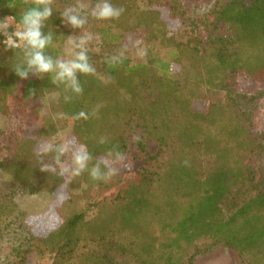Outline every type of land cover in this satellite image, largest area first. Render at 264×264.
<instances>
[{
	"label": "trees",
	"instance_id": "obj_1",
	"mask_svg": "<svg viewBox=\"0 0 264 264\" xmlns=\"http://www.w3.org/2000/svg\"><path fill=\"white\" fill-rule=\"evenodd\" d=\"M89 1L77 8L74 0H0V18L18 19L28 7L50 4L43 31L51 33L46 51L53 57L68 58L62 45L87 23L108 50L87 49L95 71L78 73L82 92L75 94L49 75L18 77L11 64L22 60V51L13 57L0 44V113L54 96L46 111H35L34 136L22 129L8 137L0 132V172L9 177L0 186V232L16 226L27 234L3 264H195L217 247L233 250L240 264H264V129L237 91L241 75L264 82V0L225 1L196 21L186 42L171 34V22L181 24L186 15L175 1L111 0L123 12L108 19L92 16L97 0ZM70 7L86 16L81 28L62 22ZM132 34L165 48L166 58L150 54L132 63L126 55ZM120 52V62L110 63ZM204 93L209 102L201 111L196 102ZM80 110L87 119L74 118ZM55 114L71 120V139L88 146L92 162L104 161L117 146L139 163L138 180L111 199L90 200V217L79 210L80 199L105 180L87 172L60 176L38 164L51 159L41 144L55 141ZM63 186L69 194L58 207L60 223L37 231L16 198Z\"/></svg>",
	"mask_w": 264,
	"mask_h": 264
},
{
	"label": "rangeland",
	"instance_id": "obj_2",
	"mask_svg": "<svg viewBox=\"0 0 264 264\" xmlns=\"http://www.w3.org/2000/svg\"><path fill=\"white\" fill-rule=\"evenodd\" d=\"M172 1L179 4L185 10L186 15L181 24L176 21L171 22L173 29L171 34L175 39L186 42L195 35L196 21L205 19L211 10L219 7L227 0ZM73 4L77 8H88L90 1L74 0ZM86 33H91L93 36L92 40L86 42L85 46L87 49L102 55L108 51L107 48L104 49L102 47L100 36L96 30L90 23H87L76 40L71 41L68 39L62 45V50L66 57H70L75 51L79 50L75 45L79 43L80 37ZM126 46L129 48V52L126 55L132 63L142 62L150 54L159 55L161 58H166L167 56L165 48L151 47V44L138 34L130 35L126 40ZM140 48L145 50L144 56L137 55V51ZM3 59L4 56L0 52V61ZM237 91L243 94L242 106L252 113L256 127L264 129V82L255 81L245 75H241L238 78ZM53 99L54 96H48L46 99L12 104L6 113H0V132L8 137L13 136L19 129H22L27 135L34 136L39 123L38 118L34 115L35 111H46ZM208 102L209 98L204 93L197 100L196 106L199 110L205 111ZM54 118L58 127V133L54 140L59 142L62 138L71 139V120L61 114H55ZM42 142L41 146L47 144L44 141ZM259 163L264 165V157L260 159ZM138 166L139 163L132 160V155H126L125 164L116 165L117 172L106 179L101 188H93L88 195L81 197L79 210L86 211L88 217L92 216L94 209L89 207L88 203L90 200L103 202L105 199H111L116 196L119 190L128 187L132 182L140 178ZM8 183V175L0 172V186ZM68 194V188L63 186L52 194L45 191L37 194L22 193L16 198V202L18 208L29 215V222L34 225L35 229L45 233L60 223L61 217L58 213V207L68 197ZM26 235V229L16 226L0 232V264L14 259L13 247L24 240ZM195 264H240V262L233 250L227 247H217L210 253L200 256Z\"/></svg>",
	"mask_w": 264,
	"mask_h": 264
},
{
	"label": "clouds",
	"instance_id": "obj_3",
	"mask_svg": "<svg viewBox=\"0 0 264 264\" xmlns=\"http://www.w3.org/2000/svg\"><path fill=\"white\" fill-rule=\"evenodd\" d=\"M123 12L122 7L115 6L111 0H97L91 10V15L97 19H108L119 17ZM52 7L49 3L43 2L38 5L28 7L17 15H7L0 18V44L5 50H12L13 57L15 50L20 49L23 53L22 60H14L11 64L12 71L20 78H28L30 74H35L42 78L49 75L51 81L61 82L72 93L79 94L82 87L78 78V73H93L95 68L89 62L86 42L92 40L91 33H86L80 37L79 43L75 45V51L68 58L53 57L46 51L52 36L51 33L43 31L44 22L51 17ZM62 22H66L72 28H81L87 22L85 15H82L75 8H66L62 13ZM11 26V30L10 29ZM99 39V37H97ZM123 52L110 58V63H119ZM137 55L144 56L145 50L138 49ZM34 92L29 89V94ZM70 99L65 96V100ZM88 113L84 110L74 114L75 119L88 118ZM100 143H104L101 138ZM42 153H51V159L40 158L38 164L42 171L56 173L69 178L81 176L87 172L93 180H106L117 172L116 165H124L126 153L117 146H113L106 152L104 161L96 160L88 146L84 143H76L67 138H62L59 142H49L41 148Z\"/></svg>",
	"mask_w": 264,
	"mask_h": 264
},
{
	"label": "built area",
	"instance_id": "obj_4",
	"mask_svg": "<svg viewBox=\"0 0 264 264\" xmlns=\"http://www.w3.org/2000/svg\"><path fill=\"white\" fill-rule=\"evenodd\" d=\"M9 30H11V26H10V29ZM0 39L2 40L3 39V37L2 36H0Z\"/></svg>",
	"mask_w": 264,
	"mask_h": 264
}]
</instances>
